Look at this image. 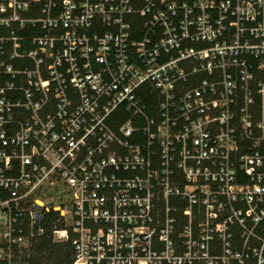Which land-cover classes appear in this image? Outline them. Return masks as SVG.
I'll return each instance as SVG.
<instances>
[{"label": "built area", "instance_id": "built-area-1", "mask_svg": "<svg viewBox=\"0 0 264 264\" xmlns=\"http://www.w3.org/2000/svg\"><path fill=\"white\" fill-rule=\"evenodd\" d=\"M264 264V0H0V264Z\"/></svg>", "mask_w": 264, "mask_h": 264}, {"label": "trees", "instance_id": "trees-1", "mask_svg": "<svg viewBox=\"0 0 264 264\" xmlns=\"http://www.w3.org/2000/svg\"><path fill=\"white\" fill-rule=\"evenodd\" d=\"M38 263L68 264L71 262V245L52 242L51 236H46L37 246Z\"/></svg>", "mask_w": 264, "mask_h": 264}]
</instances>
